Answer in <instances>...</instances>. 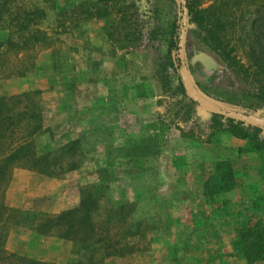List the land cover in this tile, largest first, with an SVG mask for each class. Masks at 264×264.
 <instances>
[{"label":"rangeland","instance_id":"obj_1","mask_svg":"<svg viewBox=\"0 0 264 264\" xmlns=\"http://www.w3.org/2000/svg\"><path fill=\"white\" fill-rule=\"evenodd\" d=\"M25 1L44 9L38 29L49 47L30 51L32 67L24 76H0V97L13 106L22 93H35L29 100L43 129L30 139L34 153L53 154L77 142L68 160L76 167L54 169L53 176L24 162L10 169L0 187L3 204L16 217L23 212L36 220L20 225L10 219L1 233L4 251L46 264H87V258L92 264H247L231 243L245 221L264 222V209L258 210L264 201V150L198 111L191 90L264 118V104L256 98L264 69L249 56L264 44L259 23L252 29L249 24L259 17L253 11L260 4L229 15V0H196L199 9L219 4L227 12L208 15L209 27L189 31L183 61L188 85L181 67L174 73L165 60L178 0ZM96 9L107 15L95 18ZM143 9L148 21L140 15ZM204 28L218 37L217 51L204 42ZM254 31L257 43L247 37ZM194 50L199 52L192 55ZM199 53L209 57V65L194 60ZM18 59L4 55L0 70ZM25 104L22 98L13 110ZM24 126L4 146L21 137ZM217 161L229 163L237 183L210 200L201 185ZM100 185L92 213L100 240L94 254L56 231L40 235L30 228L76 207L87 190ZM222 200L228 210L212 215Z\"/></svg>","mask_w":264,"mask_h":264},{"label":"trees","instance_id":"obj_2","mask_svg":"<svg viewBox=\"0 0 264 264\" xmlns=\"http://www.w3.org/2000/svg\"><path fill=\"white\" fill-rule=\"evenodd\" d=\"M103 1L107 3L109 0ZM197 3L198 1L196 0H182L181 3L178 2V16L169 28V40L167 42L165 60L167 67L174 73L181 67V61H184V45L188 40L189 31L195 32L204 26L209 27L212 19L208 15H224L227 12L226 8H219V4L199 9ZM258 4H260V8L258 11L254 10L253 14L258 12L257 15L259 17L253 18L249 24L252 29L254 24L259 23L257 27L261 31H259L258 35L263 37L262 41L264 42V0H229V15H235L234 10L241 12L244 5H246L245 10H247V6ZM79 8L83 10V14L89 15L82 5H79ZM139 12L141 17H145L148 21V10L143 9ZM246 13L243 12L240 15ZM105 15H107L106 9H96L93 13L95 18H103ZM44 17V9L38 8L33 4H27L25 0H0V31L4 34V38L0 41V63L3 62L2 57L4 55L19 56V64L1 69L0 76H24L29 71L30 66L32 67L31 62H28L30 60V51L37 45L45 48L49 47L46 41V34L38 29V25L43 21ZM181 28H183L184 32L183 37L180 39ZM204 29V42L209 45L211 50L217 51L218 37L210 29ZM254 33L255 31L248 33L247 37H251L253 40ZM150 34L153 35L154 32L152 31ZM256 40L257 36L253 40V43H257L258 41ZM257 48L256 52L252 49L249 56L257 64L255 66L262 71V68L264 69V44L260 43ZM196 52L199 51L194 50L192 55ZM179 54L181 55V59L178 57ZM175 79L180 88H182L180 77L177 75ZM33 95L35 93H22L14 99L15 104L13 106H9L7 100L0 97V187L4 183L10 169L22 162L29 164L32 169L48 176H53L54 169L62 170V168H65L66 170H71L76 167V163L73 160H68L72 156L71 154H73L77 142L67 143L53 154L47 153L36 156L34 153L30 139L40 133L43 128L41 125V114L32 99L29 100ZM194 95L203 107H200L195 101H191V103L196 106L198 111L208 112L211 115L213 123L219 124V122H222L219 125L222 130H226L240 139H249L255 149L264 150V126L259 123L261 121L264 122V118L259 115L254 117L249 108L244 109L232 104L209 99L196 90ZM22 98L25 99L26 104L21 109L14 111V106ZM256 98L258 102L264 104V87L258 89ZM214 110L225 114L229 113L232 116L219 115L214 113ZM237 114L242 117H237ZM250 117H254L259 122H250L248 120ZM23 123H26L23 135L9 143V145L4 146V140L7 139V136L13 134L14 129ZM259 139H262L260 140L261 142ZM54 154L56 156H53ZM57 155H67L68 157L66 156L61 160H57ZM101 179L102 181L104 180L103 178ZM236 183V177L229 163L227 161H217L212 165L209 179L202 182V195L210 200L223 196L233 190ZM101 189L103 187L100 185L87 190L80 198L76 207L62 211L55 216L46 217L40 220V223L32 225L30 228H33L40 235L56 231L57 236L61 239L72 241L79 245L81 250H85L84 252L90 250L94 254L95 246L100 240L95 239L96 230L92 220V213L101 197ZM258 207L259 211L264 209V201ZM227 210L228 202L222 200L219 207L217 206L212 211V215ZM13 213L14 210L7 208L0 198V264H46L4 251L1 233L4 230L5 224L10 219L17 220L15 224L20 225H24L27 222L32 223L33 220H36L29 219L30 214L28 213L19 212L17 214L18 217L14 216ZM231 249L241 252L247 264L263 260L264 222L256 221L253 224H249L245 221L241 227L236 228ZM86 261L87 264H92L90 258H87Z\"/></svg>","mask_w":264,"mask_h":264},{"label":"water","instance_id":"obj_3","mask_svg":"<svg viewBox=\"0 0 264 264\" xmlns=\"http://www.w3.org/2000/svg\"><path fill=\"white\" fill-rule=\"evenodd\" d=\"M181 1L182 0H178V2H180L181 3ZM183 37V28H181L180 29V35H179V38L181 39ZM178 57H179V59H181V55L179 54L178 55ZM194 60L195 61H198V62H200L201 64H203V65H209L210 64V59H209V57H207L205 54H202V53H199L198 55H196L195 57H194ZM181 69H182V71H183V73H184V77H185V80H186V83L188 84V85H190L191 83H190V77H189V74H188V72H187V69H186V67H185V65H184V63H183V61H181ZM195 94V92H194V90L192 89L191 90V98L196 102V103H198V105L200 106V107H203L201 104H200V102H199V100L196 98V96L194 95ZM214 113H217V114H219V115H224V116H232L231 114H229V113H221V112H219V111H213ZM237 117H242L241 115H239V114H237L236 115ZM250 122H252V123H257V122H259L258 120H256V119H253V118H249L248 119ZM261 125H263L264 126V123H262V122H259Z\"/></svg>","mask_w":264,"mask_h":264}]
</instances>
